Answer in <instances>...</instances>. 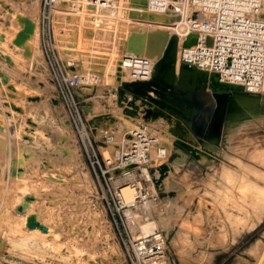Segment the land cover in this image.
Listing matches in <instances>:
<instances>
[{"label":"rangeland","instance_id":"obj_1","mask_svg":"<svg viewBox=\"0 0 264 264\" xmlns=\"http://www.w3.org/2000/svg\"><path fill=\"white\" fill-rule=\"evenodd\" d=\"M16 1L7 6L8 17L0 24L2 260L24 263L10 254L18 235L11 229L24 218L48 230V242L72 257L71 264L77 249L94 264H128L88 155L92 148L103 158L118 153L127 130L142 126L167 141L169 154L178 150L186 156L176 161L169 156L159 164L155 201L121 209L133 231L142 232L141 226L152 222L162 232L165 254L156 261L264 264V95L229 91L224 100L225 92L211 88L209 74L208 119L203 110L183 123L153 106L130 118L123 113L126 103H117L120 83L129 80L116 61L121 39L144 37L143 49L136 51L152 58L165 48L158 35L161 25L155 24L163 18L139 8L146 0H114L122 18L113 22L106 10L107 25L91 18L89 5L81 0H54L51 8L45 0ZM75 1L83 8L73 6ZM25 20L37 23V38L27 51L14 49L11 42ZM71 72L97 75L75 88V106L66 104L58 84L60 73ZM223 101L218 109L217 102ZM42 250L29 249L40 255ZM54 258L47 260L61 264Z\"/></svg>","mask_w":264,"mask_h":264},{"label":"built area","instance_id":"obj_2","mask_svg":"<svg viewBox=\"0 0 264 264\" xmlns=\"http://www.w3.org/2000/svg\"><path fill=\"white\" fill-rule=\"evenodd\" d=\"M50 8L54 0H45ZM45 2V3H46ZM114 0H88L91 18L113 9ZM146 10L159 15L169 36L177 37L176 71L180 63L208 74L220 83L233 84L243 93L264 95V0H147ZM189 36L195 43L183 47ZM128 37L121 39L116 58L129 77L128 81L149 80L156 59L127 50ZM97 75L88 72L60 73L58 84L66 104L75 106L74 90L86 79ZM78 122L81 117L77 116ZM77 120L73 122L77 126ZM84 147L85 143L83 142ZM169 144L145 127L127 130L120 151L107 158L93 148L91 166L108 210L110 222L128 264H156L165 254V240L160 230L135 232L128 224L124 207H143L157 197L155 180L158 167L169 159ZM89 154V151L86 150ZM129 187L132 199L125 201L121 191ZM0 264H8L0 257Z\"/></svg>","mask_w":264,"mask_h":264},{"label":"water","instance_id":"obj_3","mask_svg":"<svg viewBox=\"0 0 264 264\" xmlns=\"http://www.w3.org/2000/svg\"><path fill=\"white\" fill-rule=\"evenodd\" d=\"M126 43L128 44V40ZM194 43L195 38L189 36L182 46L189 47ZM127 50L130 51L128 48ZM176 50L177 37L171 35L164 50L156 58L149 80L120 83L117 89V103H126V108H123L124 115L137 118L153 106L183 123L190 120L191 115L197 116L203 110L204 119L211 116V96L206 92L209 74L184 63H180L176 71ZM135 53L142 54L137 51ZM214 76L217 79L216 75ZM126 96H129L130 100H127ZM140 108L143 110L140 111ZM29 225L33 226L35 223Z\"/></svg>","mask_w":264,"mask_h":264},{"label":"bare ground","instance_id":"obj_4","mask_svg":"<svg viewBox=\"0 0 264 264\" xmlns=\"http://www.w3.org/2000/svg\"><path fill=\"white\" fill-rule=\"evenodd\" d=\"M146 2L147 0L145 1L144 5H141L139 8L140 10H143L144 12L146 13H150L146 10ZM81 3L84 4V5H89L88 3V0H81ZM80 5V2H77L75 1L74 2V5L76 8H80V6H82L83 8V5ZM115 4V3H114ZM115 5H113V9H109L108 11L111 13L109 15V19L112 20L113 22H120L121 20H119L120 18H122V10L120 9H115ZM114 10V11H113ZM113 13L115 15H113ZM99 19V23H104V24H108L107 22V15H106V11L104 10L102 12V15L100 17H98ZM156 22H158L156 20ZM159 34L162 33V43H163V46L165 47L166 43H167V40H168V37H169V33H165L164 28L163 26L161 25L159 28ZM37 34V23H36V20H33V21H28V20H25L24 21V24L21 28H18L17 30H15L13 32V34H11V42H12V46L14 49H18V48H21L25 51H27L28 49L30 50V48L32 49L33 46H31L32 44H34V41L36 40V35ZM144 37H141L140 35L137 36V39L136 42L134 41H128V44H127V48L130 49V51H136V50H141L143 49V47L141 46V41L143 40ZM160 44V41H158L154 46L153 48H156L158 45ZM20 50V49H19ZM22 50V51H23ZM22 56V55H21ZM16 57V56H15ZM156 59V58H154ZM23 63V62H22ZM25 64V63H24ZM5 65V64H4ZM210 80H211V88L213 90H216V91H222V92H225L224 95L222 96L223 99L225 100L228 96L227 93L229 91H232L234 93H243L242 91H240L235 85L233 84H225V83H220L213 74H210ZM126 80H124L125 82ZM77 89V88H76ZM19 90V89H18ZM2 94V93H1ZM246 94V93H245ZM224 105V101L223 103L221 102H217V108L221 109L223 108L222 106ZM5 118V117H4ZM128 119V117L126 118ZM256 147V146H255ZM254 149V148H253ZM255 150V149H254ZM245 151V150H244ZM252 151V150H251ZM255 152V151H252V153ZM262 152V150L260 151ZM251 153V152H249ZM261 155V154H260ZM255 156V155H254ZM257 157V155H256ZM261 157V156H260ZM259 158V156L257 157ZM256 158V159H257ZM160 168V167H159ZM159 168H158V178L160 177V174H159ZM248 173V172H247ZM244 174V173H243ZM251 174V173H250ZM237 175V173H236ZM247 178V177H246ZM235 179V178H234ZM241 179L242 176H241ZM158 179L155 180L154 183L157 182ZM237 180V179H236ZM241 181V180H240ZM246 181V180H244ZM247 181H249L247 179ZM236 182V181H235ZM252 182V181H251ZM249 182V183H251ZM243 183V182H242ZM246 183V182H245ZM233 184V183H232ZM231 184V185H232ZM252 184V183H251ZM230 185V184H229ZM253 185V184H252ZM246 186V184H245ZM244 186V187H245ZM248 186V184H247ZM255 186H257L255 184ZM252 187V186H251ZM264 187V186H263ZM263 187H260L262 189H264ZM248 188V187H247ZM253 188V187H252ZM259 188V187H258ZM238 189V188H237ZM244 189V188H243ZM250 189V187H249ZM248 189V190H249ZM254 189V188H253ZM239 190V189H238ZM256 190H259L256 188ZM243 191V190H242ZM253 191V190H250V192ZM247 192V191H246ZM249 192V191H248ZM262 192V191H261ZM241 194V192H239ZM260 193V192H258ZM250 194V193H249ZM254 194V192L252 193ZM250 194V195H252ZM262 194V193H261ZM121 195H122V198L125 200V201H129L132 199V191L129 187L125 186L122 188V191H121ZM242 196H244V194H241ZM246 195V194H245ZM249 195V196H250ZM264 196V195H262ZM252 197V196H251ZM261 197V195H260ZM241 198V197H239ZM257 198V197H256ZM262 198V197H261ZM241 200V199H240ZM260 200V199H259ZM264 200V199H263ZM242 201V200H241ZM261 201V200H260ZM250 203V202H249ZM259 203V202H258ZM262 203V201L260 202ZM259 203V204H260ZM253 204V203H252ZM259 204L257 206H259ZM238 205V204H237ZM241 206V205H240ZM253 208V207H252ZM257 208V207H256ZM259 208V207H258ZM254 210V209H253ZM261 210V209H260ZM242 211V210H241ZM245 211H247L245 209ZM259 211V210H258ZM257 212V211H256ZM257 215V214H256ZM255 215V216H256ZM259 216V215H258ZM260 217V216H259ZM18 218V217H17ZM240 219V217H239ZM257 219V218H256ZM16 221V222H15ZM15 225L13 226V228L11 229V233L14 235L15 233H18L17 235V240H16V245L14 246V248H12V250L10 251V254H14L15 256L19 257L20 259H22L24 261L23 262H19V264H26L25 261H35L37 264H51V262H49L47 259H52V257H55L57 258L61 264H71V258L69 255L66 256V255H63L61 254V251H60V248H57V247H54L50 242H48V240L46 239V234L48 233V230H45V229H38V225H36L35 222H32V221H28V220H25L24 218L23 219H20L19 221H17V219L15 220ZM30 223H35V225L33 226H30L28 224ZM253 223V222H251ZM250 223V225H251ZM22 225H28L26 229L22 228L23 226ZM153 223L152 222H149V223H144V225L141 226V231L143 233H148L149 231H151V229L155 228L153 227ZM247 229V228H246ZM242 231V230H241ZM238 235V234H237ZM54 236L57 237V234L54 233ZM54 238V237H53ZM260 241V240H259ZM257 242V241H256ZM257 244V243H256ZM17 249H16V248ZM32 247H36V248H41L43 249V255H40L39 253L37 252H31L29 251L30 248ZM258 248V247H257ZM77 249V248H76ZM257 250V249H256ZM262 250V249H261ZM76 251V262L75 264H94V262H88V261H85L84 259H82L80 257V254H81V251H78L77 250H74ZM248 251V250H247ZM260 251V249H259ZM87 252V251H86ZM251 252V251H250ZM260 253V252H258ZM257 253V254H258ZM74 254V253H73ZM93 254V252H92ZM95 254V253H94ZM94 256V255H92ZM1 257V256H0ZM74 257V256H73ZM2 258V257H1ZM54 258V259H55ZM92 258V257H91ZM18 259V258H17ZM19 259V260H20ZM162 259V258H161ZM161 259H159L156 264H160L161 262ZM262 259V258H261ZM17 262V261H16ZM18 264V263H16Z\"/></svg>","mask_w":264,"mask_h":264},{"label":"crops","instance_id":"obj_5","mask_svg":"<svg viewBox=\"0 0 264 264\" xmlns=\"http://www.w3.org/2000/svg\"><path fill=\"white\" fill-rule=\"evenodd\" d=\"M1 3H0V24L4 22V19L8 17L7 15V6H11L12 4V0H0ZM24 0H17L16 3H22ZM169 156L171 157H175V161L178 159V158H181V157H184L186 158V156L184 155H180V151L178 150H172L170 151V154Z\"/></svg>","mask_w":264,"mask_h":264}]
</instances>
